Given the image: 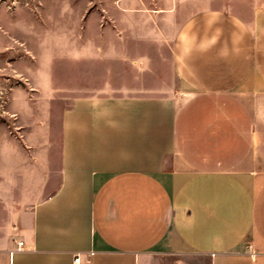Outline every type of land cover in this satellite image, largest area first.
Listing matches in <instances>:
<instances>
[{
	"label": "crops",
	"instance_id": "1",
	"mask_svg": "<svg viewBox=\"0 0 264 264\" xmlns=\"http://www.w3.org/2000/svg\"><path fill=\"white\" fill-rule=\"evenodd\" d=\"M121 1L151 82L71 96L0 264H264V0Z\"/></svg>",
	"mask_w": 264,
	"mask_h": 264
},
{
	"label": "rangeland",
	"instance_id": "2",
	"mask_svg": "<svg viewBox=\"0 0 264 264\" xmlns=\"http://www.w3.org/2000/svg\"><path fill=\"white\" fill-rule=\"evenodd\" d=\"M125 2L0 0V223L50 189L26 184L28 167L31 181L45 173L48 137L73 94L150 84L151 76L144 80L136 68L141 64L119 57L128 44L118 41L119 28L104 22L105 8ZM144 2L132 5L151 4ZM156 23L146 26L147 33H155Z\"/></svg>",
	"mask_w": 264,
	"mask_h": 264
},
{
	"label": "built area",
	"instance_id": "3",
	"mask_svg": "<svg viewBox=\"0 0 264 264\" xmlns=\"http://www.w3.org/2000/svg\"><path fill=\"white\" fill-rule=\"evenodd\" d=\"M18 244H22V240L18 241ZM73 264H80V257L78 254L73 257Z\"/></svg>",
	"mask_w": 264,
	"mask_h": 264
}]
</instances>
